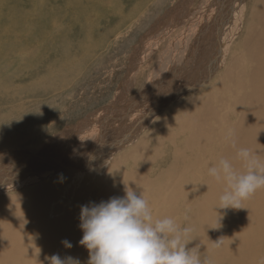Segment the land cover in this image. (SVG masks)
Instances as JSON below:
<instances>
[{
  "label": "bare ground",
  "instance_id": "obj_1",
  "mask_svg": "<svg viewBox=\"0 0 264 264\" xmlns=\"http://www.w3.org/2000/svg\"><path fill=\"white\" fill-rule=\"evenodd\" d=\"M184 1L185 7L191 3ZM223 1L206 0L192 13V21L187 8L179 12L189 22L170 55L160 61L155 78L167 80L161 88L172 83L176 75H191L184 78L185 83L180 81L179 91L165 96L154 112L151 107L152 121L145 134L136 137L149 116L137 115L143 111L140 104L128 106L131 100L126 101V83V89L109 106L114 112L99 114L98 121L96 117L82 120L78 131L63 133L67 137L63 144L55 138L34 151L0 153V264H50L53 255L87 264L89 252L80 244L81 205L123 197L126 187L149 201L154 218L172 217L182 228H191L188 247L198 249L209 264H264V188L243 201L241 208H216L224 184L208 175V168L221 156L234 158L239 147L252 149L264 161V0H249L244 14V0L221 4ZM237 30L244 35L229 45ZM202 46L207 49L204 55L211 54L206 72L188 70L198 63L195 55ZM187 55L190 59L183 62ZM217 68L220 72L209 88L172 106L155 122L175 94L198 88L195 83H186L188 80L199 77L200 83L206 82ZM99 123L107 130L108 139L95 134ZM120 129H125L126 137L116 134ZM94 138L99 143L96 146L91 144ZM109 143L112 145L107 148ZM128 145L126 153L114 155ZM30 157L37 158L41 167H29L30 172L15 175L5 168ZM47 157L59 165L50 166ZM78 162L81 168L94 165L73 179L71 174L64 175L22 191L42 177L74 169ZM235 163L243 170L238 161Z\"/></svg>",
  "mask_w": 264,
  "mask_h": 264
},
{
  "label": "rangeland",
  "instance_id": "obj_2",
  "mask_svg": "<svg viewBox=\"0 0 264 264\" xmlns=\"http://www.w3.org/2000/svg\"><path fill=\"white\" fill-rule=\"evenodd\" d=\"M205 1L191 0L185 7L187 1L184 0H0V153L34 151L55 138L63 144L67 138L64 134L73 129L78 131L82 120L96 117L98 121L99 114L108 116L114 112L108 110L109 106L126 89V83H129L126 101L131 100L128 106L140 104L143 109L139 110L143 111L137 115L149 116L136 137L145 134L152 121L151 107L154 112L162 104L161 100L172 97L174 90L179 91L180 81L185 83L184 78L191 75H176L172 83L161 88V83L167 80L160 76L155 78L160 61L170 55L189 22L184 19L187 16L178 14L185 7L191 13L192 21V13ZM225 1L228 2L220 3ZM244 1L243 14L249 5V0ZM177 7L179 9L175 10ZM243 35L239 31L229 45ZM206 50L205 46L198 50L199 54L195 55L198 63L188 70L206 72L205 63L211 57L210 53L204 55ZM187 59L190 55L183 62ZM221 62L223 67L225 62ZM219 68L213 70L206 82L200 83L199 77L188 80L186 83H195L198 88L175 94L169 106L157 114L155 122L167 115L166 110L209 88L218 77ZM150 92L153 94L144 98ZM121 105L123 109L124 104ZM116 114L121 116L119 112ZM95 134L103 139L109 137L101 123L96 126ZM116 134L127 135L125 129ZM91 144L99 143L94 138ZM130 146H122L114 155L118 152L117 156L123 155ZM45 159L48 163V157ZM80 159L85 160V157ZM22 162L5 168L15 175L30 172L29 167H41L35 157ZM50 162L52 167L59 165ZM77 164L79 167L68 168L56 176L35 179L22 191L64 175L71 174L73 179L94 165L81 168V163Z\"/></svg>",
  "mask_w": 264,
  "mask_h": 264
},
{
  "label": "clouds",
  "instance_id": "obj_3",
  "mask_svg": "<svg viewBox=\"0 0 264 264\" xmlns=\"http://www.w3.org/2000/svg\"><path fill=\"white\" fill-rule=\"evenodd\" d=\"M231 144L236 147L234 139ZM208 175L224 184L216 208H241L243 201L264 188V161L252 149L239 147L234 158L221 156L208 168ZM80 220V244L89 252L87 264H209L198 249L188 247L191 228H182L172 217L154 218L149 201L132 188L126 187L123 197L81 205ZM69 261L80 264L72 257H50V264Z\"/></svg>",
  "mask_w": 264,
  "mask_h": 264
}]
</instances>
